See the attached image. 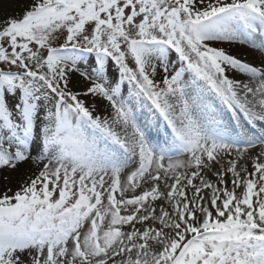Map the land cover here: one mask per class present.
I'll return each instance as SVG.
<instances>
[{
    "label": "snow or ice",
    "instance_id": "6c2138e0",
    "mask_svg": "<svg viewBox=\"0 0 264 264\" xmlns=\"http://www.w3.org/2000/svg\"><path fill=\"white\" fill-rule=\"evenodd\" d=\"M0 264H264V0L0 16Z\"/></svg>",
    "mask_w": 264,
    "mask_h": 264
},
{
    "label": "rangeland",
    "instance_id": "374dc122",
    "mask_svg": "<svg viewBox=\"0 0 264 264\" xmlns=\"http://www.w3.org/2000/svg\"><path fill=\"white\" fill-rule=\"evenodd\" d=\"M23 3L24 0H0V16L18 12Z\"/></svg>",
    "mask_w": 264,
    "mask_h": 264
}]
</instances>
